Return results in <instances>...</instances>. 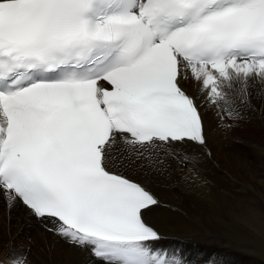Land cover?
Listing matches in <instances>:
<instances>
[{"label": "snow or ice", "instance_id": "1", "mask_svg": "<svg viewBox=\"0 0 264 264\" xmlns=\"http://www.w3.org/2000/svg\"><path fill=\"white\" fill-rule=\"evenodd\" d=\"M189 77L239 118L264 85V0H0V196L95 264H186L130 173L206 147Z\"/></svg>", "mask_w": 264, "mask_h": 264}, {"label": "bare ground", "instance_id": "2", "mask_svg": "<svg viewBox=\"0 0 264 264\" xmlns=\"http://www.w3.org/2000/svg\"><path fill=\"white\" fill-rule=\"evenodd\" d=\"M180 85L198 105L207 145L184 146V151L191 154L197 164L192 169L195 180L185 178L190 175L186 169L188 162L178 163V158L172 157L165 158L158 171L145 168L130 173L131 178L142 183L158 201L145 215V220L160 234L159 246L176 250L187 264H243L241 260L247 259L233 251L232 240L219 234L210 235L202 215L208 207L234 212L236 209L258 210L260 204L264 205V150H261L264 138L245 140L243 130H235L237 135L233 131L240 128L244 119L252 122V127L264 129V85L257 84L250 91V104L241 108L239 118L232 119L233 127H225L227 119L221 122L217 109L203 103L200 82L189 77ZM206 148V152L200 150ZM196 164L192 161L188 166ZM0 219L8 223L6 228L0 222V251H5L9 259L20 256L25 250L28 264H95L89 251L49 231L52 226L37 221L20 202L9 206L0 196ZM214 223L219 227L224 225L222 220ZM253 252L254 249H250V253ZM205 259L203 263L201 260ZM250 264L262 263L254 259Z\"/></svg>", "mask_w": 264, "mask_h": 264}, {"label": "rangeland", "instance_id": "3", "mask_svg": "<svg viewBox=\"0 0 264 264\" xmlns=\"http://www.w3.org/2000/svg\"><path fill=\"white\" fill-rule=\"evenodd\" d=\"M185 81L186 80H183V82ZM242 121L243 122H241L240 128L238 127L233 129L234 134L237 135L238 131L235 132V130L240 129L243 130L242 137L245 140L248 139L252 140L253 138L262 140L264 138L263 128L258 129L257 127H252L254 125L252 124V122H249L247 119H244ZM236 126L237 124H235V127ZM242 127H244L245 129ZM260 144H262V141L260 142ZM200 150L206 152L207 148ZM261 150H264L262 145H261ZM192 161H194L196 164L195 160H190L188 164H190ZM188 164H186V169H194L197 167V164L193 167H189ZM261 178L263 179V177ZM258 198H260V196H258ZM242 201L244 200H237L236 202H242ZM246 201H248V198L246 199ZM212 208L213 207L210 208L208 207L206 213H203L202 215L203 219L205 220L206 228L208 229L207 231L209 232V234L212 236L219 234L223 238H228L232 240L233 251L240 253L245 259H247V260H241V262L243 261V264H250V261L254 259L264 264V261L258 258V256H261L262 259H264V205L260 204V208L258 209L259 211L236 209L234 212L233 210L224 212L222 210L218 211ZM252 209H254V205L252 206ZM219 220H222L224 222V225L222 227L216 226L214 223ZM0 222L5 227L6 225H8V223H6L4 219H0ZM0 234H2L1 229H0ZM252 245H255L257 247L254 248ZM250 246H252L250 249H254L255 252L250 253V249L248 250ZM243 247L246 248L244 251H242ZM2 251H0V256H3L2 253H5L7 259L6 258L4 260L0 259L1 260L0 262H2V264L3 262H6V264H10V259L7 257V253L5 251L3 252ZM254 253L258 256H256Z\"/></svg>", "mask_w": 264, "mask_h": 264}]
</instances>
